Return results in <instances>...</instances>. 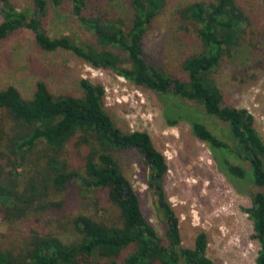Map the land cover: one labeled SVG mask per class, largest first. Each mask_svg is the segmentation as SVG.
<instances>
[{
  "label": "trees",
  "instance_id": "trees-1",
  "mask_svg": "<svg viewBox=\"0 0 264 264\" xmlns=\"http://www.w3.org/2000/svg\"><path fill=\"white\" fill-rule=\"evenodd\" d=\"M31 1L33 9L27 11L0 0V40L28 29L42 50H69L94 67L109 69L169 99L163 108L166 123L187 122L192 134L207 144L218 170L238 190L247 180L257 188L248 191L251 205L242 210L259 244L254 264H264V141L253 126L252 114L225 104L211 77L239 42L248 22L236 0L195 1L178 10L181 18L195 24L201 42V50L181 62L184 78L157 67L145 50V33L166 0H126L127 19L110 16L93 0ZM49 2L55 8L65 5L91 39L76 42L68 36H50L43 22ZM79 87L80 95L54 96L44 81L37 80L30 98L11 85L0 89V109L9 119V124L0 119L1 217L12 223L31 213L60 210L63 205H55L54 196L77 179L87 189L106 191L119 208L121 224L109 225L78 214L70 222L80 235L78 240L66 242L51 231L30 230L23 244L0 250V264H216L207 256L205 231L196 234L192 247L181 244L179 220L162 187L167 162L150 135L141 130L123 131L114 123L104 110L101 84L81 78ZM177 100L189 105L175 106L172 102ZM195 105L226 123L229 136L216 134L199 120ZM68 144L78 153L85 149L81 170L68 160ZM122 149L136 150L149 168L148 184L164 218V237L145 219L138 195L112 153ZM20 166L28 167L29 173L20 175L16 171Z\"/></svg>",
  "mask_w": 264,
  "mask_h": 264
},
{
  "label": "rangeland",
  "instance_id": "rangeland-1",
  "mask_svg": "<svg viewBox=\"0 0 264 264\" xmlns=\"http://www.w3.org/2000/svg\"><path fill=\"white\" fill-rule=\"evenodd\" d=\"M18 10L31 11V0H9ZM195 1L166 0L144 36L148 59L167 72L185 77L182 60L201 50L195 24L180 17L178 10ZM248 16L239 42L234 45L211 73L220 89L223 102L247 109L253 126L264 141V6L261 0H236ZM94 5L110 16L127 19L130 8L126 0H93ZM1 21V16H0ZM50 36H68L76 42L90 40V33L65 5L55 8L49 2L43 19ZM85 78L104 87V110L123 131H146L155 147L164 155L167 172L162 187L178 217L181 244L192 247L196 234L207 233V256L216 264H254L259 244L252 237V223L242 207L251 205L250 182L236 186L222 174L207 144L195 137L185 121L168 125L163 108L171 101L153 90L134 84L113 71L94 67L65 49L45 51L37 46L28 29H19L0 40V89L14 86L24 98H30L37 80H42L51 95H80L79 80ZM175 106L189 105L173 101ZM194 105V104H193ZM193 107L195 115L216 134L228 137V125ZM9 124L4 110L0 119ZM67 158L77 169L82 167V153L67 145ZM121 171L136 191L145 219L164 237V218L156 206V196L148 184L149 168L134 149L113 150ZM243 163V162H242ZM248 170V164L243 163ZM27 170V171H26ZM81 170V169H80ZM23 175L28 167L17 168ZM59 210L31 213L16 222H8L0 213V250L23 244L30 230L51 231L63 241L72 242L80 235L71 219L78 214L91 216L106 224L120 225L119 208L107 198L105 190L87 189L77 179L54 196ZM131 249V248H130ZM126 250L123 255L130 250Z\"/></svg>",
  "mask_w": 264,
  "mask_h": 264
},
{
  "label": "water",
  "instance_id": "water-1",
  "mask_svg": "<svg viewBox=\"0 0 264 264\" xmlns=\"http://www.w3.org/2000/svg\"><path fill=\"white\" fill-rule=\"evenodd\" d=\"M145 156L147 157V154H145ZM156 189H157V187H156Z\"/></svg>",
  "mask_w": 264,
  "mask_h": 264
}]
</instances>
